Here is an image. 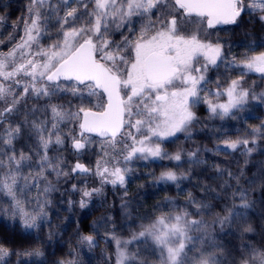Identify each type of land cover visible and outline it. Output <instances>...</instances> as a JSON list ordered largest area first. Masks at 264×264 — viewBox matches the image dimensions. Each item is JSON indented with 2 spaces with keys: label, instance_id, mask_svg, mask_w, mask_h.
Masks as SVG:
<instances>
[{
  "label": "snow or ice",
  "instance_id": "6c2138e0",
  "mask_svg": "<svg viewBox=\"0 0 264 264\" xmlns=\"http://www.w3.org/2000/svg\"><path fill=\"white\" fill-rule=\"evenodd\" d=\"M10 7L0 4V11ZM245 18L264 23V0H27L15 21L0 14V264H47L42 251L24 246L33 237L39 241L37 231L50 225V194L70 174L99 182L71 185L80 208L106 185L126 189L139 161L174 162L162 165L155 180L180 188L190 172L172 168L206 161L201 149H166L180 143L178 134L193 139L201 106L212 119L241 121L231 135L218 137L214 154L239 150L247 158L256 151L264 121L248 127L251 117L240 113L250 102L264 106V92L245 84L249 73L264 79V43L242 42L246 51L237 55L231 40L219 35L234 31L220 26L239 28ZM210 71L216 75L209 77ZM66 140L76 156L70 167ZM94 143L98 150L91 152ZM90 152L89 166L81 161ZM213 167L217 175L209 180L223 181L219 190L201 181L193 187L203 195L184 189L178 193L183 205L165 199L155 214L127 225L134 229L127 239L118 230L107 232L114 253L106 262L264 264V242L252 243L247 235H264V224L258 231L248 218L257 189L264 204V163L243 185V171ZM127 204L121 205L125 212ZM78 241L98 247L92 234ZM78 255L70 250L56 264H81Z\"/></svg>",
  "mask_w": 264,
  "mask_h": 264
},
{
  "label": "trees",
  "instance_id": "16d2710c",
  "mask_svg": "<svg viewBox=\"0 0 264 264\" xmlns=\"http://www.w3.org/2000/svg\"><path fill=\"white\" fill-rule=\"evenodd\" d=\"M22 4L26 6L27 1H23ZM231 36V42L236 45H241L242 42L254 46L264 43V23L256 19H249L241 27L234 30ZM252 80L254 82L256 79ZM252 80L250 84H253ZM262 80L264 81V79ZM247 107L248 111L240 113L241 117H248L264 110V106L258 105L256 102H250ZM196 111L201 123L193 128V139L188 141L185 140L183 134H178L180 143L176 145L169 144L166 149L168 152H175L178 148L189 151L201 149L199 155L206 161L205 164L200 166L186 164L182 169L172 168V170L177 171V174L190 172L189 179L183 181L180 188H176L175 185L171 184H159L155 180V177H158L165 170L162 165H174V162L168 160L139 161L135 165L138 175L135 180H131L132 182L127 185L126 189L119 187L113 189L111 185H106L101 196H93L91 201L95 202V207L92 209L80 208L78 204L69 199L70 197L65 190H68L72 184L79 185L84 179L88 180L89 185L92 187L98 186L99 182L96 178H76L70 174L67 178H61L58 185L60 191L50 194V225L46 224L42 230L37 231L36 234L40 237L39 241L33 237L24 247L38 248L44 253L47 264H56L57 261L67 258V253L73 249L78 250V259L81 264H112L111 261L106 262L105 259L106 254L113 256L114 253V245L106 242L108 241V237L105 235L107 232L118 230L119 234L127 239L131 235V231L134 230H128L127 225L131 224L133 220L137 224L141 223V218L155 214L156 206L165 199L171 198L183 205L186 198L178 193L184 189L191 191L194 196L203 195V192L193 187V185H200L201 181H203V186H212L219 190L218 185L223 181L218 180L213 183L209 180V177L217 175L214 165H219L220 169L233 173L243 171L245 175L241 177L240 183L245 184V180L250 179L259 165L264 163V140L259 142L256 151L250 157L246 158L240 155L238 150L232 153V158H223L214 154L212 149L219 142L218 137L223 133L234 130L233 124L237 120L212 119L203 106ZM165 143L168 144L167 141ZM65 149L63 155L70 167L76 158L71 152V147L67 141L65 142ZM246 159L247 163H245ZM125 191H127L126 196L124 195ZM260 195V189L252 193L250 199L254 202V207L248 210V218L258 231L259 227L264 224V204L259 199ZM69 200L73 202L71 205L68 203ZM124 202H128L127 212L123 211L121 207ZM128 214L131 215L130 220L125 218ZM109 217L110 219L106 222L105 218ZM0 224H2V213H0ZM113 224L116 225V229L112 228ZM50 232L52 233L51 239L48 237ZM95 233H99V235ZM89 234L94 235V239L98 241V247L91 250L78 241L79 235ZM247 235L254 236V240L250 241L252 243L264 242V235L254 233ZM228 239L235 244L241 243L240 240L232 237ZM221 243H227V241H221Z\"/></svg>",
  "mask_w": 264,
  "mask_h": 264
},
{
  "label": "rangeland",
  "instance_id": "374dc122",
  "mask_svg": "<svg viewBox=\"0 0 264 264\" xmlns=\"http://www.w3.org/2000/svg\"><path fill=\"white\" fill-rule=\"evenodd\" d=\"M0 4H10L11 5V7L7 11H0V14H2L4 16H7V17H10L12 21H15V19L17 17L23 16V14H24L25 5L22 4V2H20V0H0ZM249 19L250 20H254V19H251V18H245V21L244 22H246ZM220 27H223L225 29H234V30L237 29V26L236 25H223V26H220ZM0 31H2V29H0ZM211 31H216V30H214V29L213 30H209V32H211ZM230 34L232 35L233 34V31H229V32H226V33L225 32H220L219 33V35L221 36L222 39H231L232 36ZM262 50H264V49H262ZM232 51H233V54L239 55L240 53L246 51V48L245 47H241L240 45H236V44H234L232 42ZM220 71H221V73H223L224 72V69L221 68ZM208 75H209V77H213V76L216 75V73L214 71H210L208 73ZM252 79H256V80L253 82ZM251 80L253 82V84L251 83V85H253L256 88L257 91L264 92V87H261V85H264V81L262 80V78H261V76H260L259 73H249V75L245 78V84H246V86L250 84ZM248 117H251L250 119H248V122H247V126L248 127L258 126L262 121H264V110L262 112H260V113H257V114L255 113L253 115H249ZM234 125L237 128H239L241 126V121L240 120H237L233 124V126ZM65 130H67V129H65ZM234 130L228 131L226 133L229 134V135H231ZM91 139L94 142H98L101 138L100 137H97V136L91 135ZM216 145L217 144H215V147H216ZM215 147L212 150H214ZM221 147H222V145H221ZM97 150H98V144L97 143H94L91 152H96ZM71 152L73 153V150L72 149H71ZM91 152L89 154H87V155H84L81 162H83L85 164H89V166H90V163L89 162L92 161V160H94V156L91 154ZM219 156H221L223 158H232V155H230V156L219 155ZM74 157L76 158L75 155H74ZM137 175H138V170H137V167H135V171H134V174L131 176V180L132 181L135 180L136 177H137ZM90 177L91 178H95V177H92V176H90ZM85 183L87 184L88 187H92V186L89 185V181L88 180H85V179L82 180L81 183L79 185H77V187H79L80 185L85 184ZM66 194L69 195V197H70L69 199H71L72 201H74V203H76L80 199V194L78 192H71V187L66 191ZM95 206H96L95 202L91 201V203L88 205L87 208L92 209ZM13 260L15 262V258H13Z\"/></svg>",
  "mask_w": 264,
  "mask_h": 264
},
{
  "label": "flooded vegetation",
  "instance_id": "af4514ba",
  "mask_svg": "<svg viewBox=\"0 0 264 264\" xmlns=\"http://www.w3.org/2000/svg\"><path fill=\"white\" fill-rule=\"evenodd\" d=\"M23 1H27V0H20V2H23ZM231 35V34H230ZM229 40H231V39H229Z\"/></svg>",
  "mask_w": 264,
  "mask_h": 264
},
{
  "label": "water",
  "instance_id": "95a60500",
  "mask_svg": "<svg viewBox=\"0 0 264 264\" xmlns=\"http://www.w3.org/2000/svg\"><path fill=\"white\" fill-rule=\"evenodd\" d=\"M91 135H94V134H91ZM94 136H96V135H94ZM98 137V136H97Z\"/></svg>",
  "mask_w": 264,
  "mask_h": 264
}]
</instances>
